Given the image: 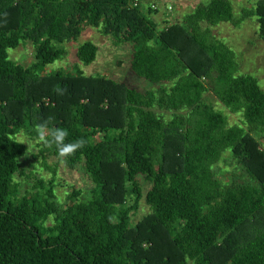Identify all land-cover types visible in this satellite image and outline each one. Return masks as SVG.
Listing matches in <instances>:
<instances>
[{
    "label": "trees",
    "instance_id": "obj_1",
    "mask_svg": "<svg viewBox=\"0 0 264 264\" xmlns=\"http://www.w3.org/2000/svg\"><path fill=\"white\" fill-rule=\"evenodd\" d=\"M153 13L131 0H0V264H264V150L252 135L264 131V91L254 76L238 74L233 51L210 29L254 15L264 41V0L239 18L230 0H209L161 28ZM85 27L128 43L130 71L157 88L141 91L80 70L44 73ZM20 40L33 47L28 66L7 55ZM96 52L84 41L75 55L87 65ZM207 90L241 113L244 127L228 126L203 101ZM155 107L187 114L165 120ZM45 121L47 133H69L65 143L87 141L66 158L55 144L42 145L68 167L83 164L95 184L88 200L73 190L60 206L53 181L39 178L18 196L13 176L26 147L13 135ZM225 150L246 182L215 177L212 165ZM139 176L151 184L144 194L150 212L131 224Z\"/></svg>",
    "mask_w": 264,
    "mask_h": 264
},
{
    "label": "rangeland",
    "instance_id": "obj_2",
    "mask_svg": "<svg viewBox=\"0 0 264 264\" xmlns=\"http://www.w3.org/2000/svg\"><path fill=\"white\" fill-rule=\"evenodd\" d=\"M209 0H187L184 3H178L169 13L157 12L158 17L150 14V17L157 23L158 27L167 26L172 22H181L188 13H190L198 4H205ZM257 0H230L234 18L242 17L244 9H251ZM146 3L143 2L141 8L146 10ZM201 26L207 24L202 21ZM212 34L221 42L226 44L234 53L235 61L238 64V74H250L257 80L258 85L264 91V41L258 35V22L254 15L243 18L237 26L230 22H221L210 26ZM91 41L97 47L95 59L84 65L80 63L75 55L76 47L84 42ZM62 46L65 54L60 59L51 64H47L44 73L54 70H62L64 73L76 74L80 70L85 75L104 76L138 90H155L157 85L133 74L129 68L131 58V46L128 43L115 44L112 37L103 34L99 28L85 27L76 40L65 41ZM8 58L14 62L28 66L35 61L33 56V47L30 41L20 40L14 48L7 49ZM204 82L208 83L206 79ZM167 86L170 84L167 83ZM203 101L210 104L216 111L223 114L227 119V125H238L244 127L241 113H232L217 99L211 90L203 93ZM158 114H162L165 120H169L173 113L187 114V110L169 111L165 109L154 108ZM47 133V130H45ZM258 141L260 149L264 150V131H255L252 133ZM40 132L36 127L32 128L31 134H27L24 129H19L13 135V138L23 143L26 152L19 159V169L13 178L18 183V196L26 192L33 191L32 187L38 178L43 182L53 181L55 201L60 206H66L70 203L69 196L73 190H79L81 193L78 199L88 200L95 190V184L91 181L88 174L79 163L75 167H68L65 163L47 152L40 140ZM94 139H100L95 136ZM212 171L215 177L221 183L231 181L246 182L247 175L243 172L237 160L233 158L229 150L221 153L218 160L212 165ZM140 183L142 195L138 201V208L131 213V224L136 223L143 216L150 212L149 206L144 200V194L150 187V182L143 176L137 177ZM128 203H132V197H129ZM264 221V214L261 215ZM53 222V215L48 216L43 225H49ZM186 264H193L187 261Z\"/></svg>",
    "mask_w": 264,
    "mask_h": 264
},
{
    "label": "clouds",
    "instance_id": "obj_3",
    "mask_svg": "<svg viewBox=\"0 0 264 264\" xmlns=\"http://www.w3.org/2000/svg\"><path fill=\"white\" fill-rule=\"evenodd\" d=\"M47 127V121L42 122L37 126V130L40 132L39 138L48 145L55 144L60 157L66 158L67 156L74 154L78 149L83 148L87 143L84 138H78L75 141L65 143V140L69 134L66 130L56 128L46 133L45 130ZM46 135H50L51 139H46Z\"/></svg>",
    "mask_w": 264,
    "mask_h": 264
},
{
    "label": "built area",
    "instance_id": "obj_4",
    "mask_svg": "<svg viewBox=\"0 0 264 264\" xmlns=\"http://www.w3.org/2000/svg\"><path fill=\"white\" fill-rule=\"evenodd\" d=\"M186 1L187 0H131V5L140 6L145 2L147 5L146 7L152 11H156V13H169L174 9L176 4Z\"/></svg>",
    "mask_w": 264,
    "mask_h": 264
},
{
    "label": "crops",
    "instance_id": "obj_5",
    "mask_svg": "<svg viewBox=\"0 0 264 264\" xmlns=\"http://www.w3.org/2000/svg\"><path fill=\"white\" fill-rule=\"evenodd\" d=\"M153 16H154V17H158V14H154V13H153Z\"/></svg>",
    "mask_w": 264,
    "mask_h": 264
}]
</instances>
